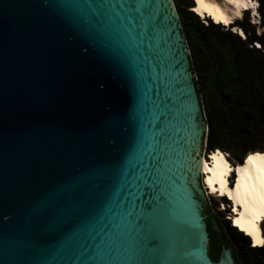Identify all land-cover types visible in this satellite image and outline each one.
Wrapping results in <instances>:
<instances>
[{
    "label": "water",
    "instance_id": "1",
    "mask_svg": "<svg viewBox=\"0 0 264 264\" xmlns=\"http://www.w3.org/2000/svg\"><path fill=\"white\" fill-rule=\"evenodd\" d=\"M195 77L173 0H0V264H236Z\"/></svg>",
    "mask_w": 264,
    "mask_h": 264
},
{
    "label": "trees",
    "instance_id": "2",
    "mask_svg": "<svg viewBox=\"0 0 264 264\" xmlns=\"http://www.w3.org/2000/svg\"><path fill=\"white\" fill-rule=\"evenodd\" d=\"M189 48L191 69L207 125L204 154L228 153L234 164L248 152L264 153V0H256L258 24L247 9L231 21L243 36L223 25L204 22L192 10L193 0H173ZM256 27L261 31L256 32ZM256 44V45H255ZM226 235L208 228V254L217 258L219 243L229 248L237 264H264V242L252 246L241 231L224 220ZM249 252L255 258H250Z\"/></svg>",
    "mask_w": 264,
    "mask_h": 264
},
{
    "label": "bare ground",
    "instance_id": "3",
    "mask_svg": "<svg viewBox=\"0 0 264 264\" xmlns=\"http://www.w3.org/2000/svg\"><path fill=\"white\" fill-rule=\"evenodd\" d=\"M193 1V11L203 17L211 18L214 22L226 25L233 18L241 16L242 8L253 7L251 0ZM244 4H247V7H244ZM250 155L253 157L251 161L247 159ZM199 172L202 186L207 194L214 193L228 199L231 225L246 235L251 242L253 238L245 229L251 230L250 222L256 220L259 229L256 234L257 243L252 242L251 245L254 247L262 245L264 242V227L263 230L261 229V223L264 220V153L248 152L242 162L231 164L219 149L213 150L206 159L204 156L200 158ZM222 180L225 182L223 186ZM233 208L235 211L232 210ZM234 221H240V223H234Z\"/></svg>",
    "mask_w": 264,
    "mask_h": 264
},
{
    "label": "rangeland",
    "instance_id": "4",
    "mask_svg": "<svg viewBox=\"0 0 264 264\" xmlns=\"http://www.w3.org/2000/svg\"><path fill=\"white\" fill-rule=\"evenodd\" d=\"M193 3H194V1H193ZM251 3L253 4V7L252 8H242L243 10H245V9H247V11H248V15H249V19H250V21L251 22H254V23H256V25L258 24V13H257V11H255L254 12V10H256V6H257V2H256V0H251ZM255 6V7H254ZM242 10V11H243ZM242 11H241V16H242ZM241 16H239V17H237V18H240ZM199 17L204 21V22H206L207 20H211L212 22H214L211 18H209V17H206V16H201V15H199ZM234 19V18H233ZM232 19V20H233ZM215 23H217V22H215ZM218 24H220V25H223L225 28H227L228 27V29H230V30H232V31H236L237 33L239 32V28H237L236 26H233V27H231V28H229V26H230V24H231V22L229 23V24H222V23H218ZM235 27V28H234ZM258 31H261V28L260 27H256V32H258ZM256 45V44H255ZM215 150H217V149H215ZM204 151H203V145H202V150H201V156H200V158L202 157V156H204L205 157V159L207 158V156H206V154H204L203 153ZM211 152H209V153H207V154H210ZM228 159V158H227ZM229 160V162L231 163V164H234V159L233 158H231V160L230 159H228ZM236 164H238V163H236ZM233 178V177H232ZM229 180V183H231L230 182V178L228 179ZM199 182H200V185H201V187H202V190H203V193H204V195H205V197H206V203L208 202V200L210 201V203H208V207L210 208V209H212L213 210V212L214 213H216L218 216H219V218L220 219H222V220H225V219H228L229 220V224L231 225V222H230V217H231V215H230V213H229V209H228V199H226L224 196H218L217 194H214V193H212V195L211 194H207L206 192H205V189H204V187L202 186V183H201V177H200V179H199ZM232 226V225H231ZM237 230V229H236ZM249 239V238H248ZM249 242H250V244H251V240L249 239ZM261 246V245H260ZM235 262V261H234Z\"/></svg>",
    "mask_w": 264,
    "mask_h": 264
},
{
    "label": "flooded vegetation",
    "instance_id": "5",
    "mask_svg": "<svg viewBox=\"0 0 264 264\" xmlns=\"http://www.w3.org/2000/svg\"><path fill=\"white\" fill-rule=\"evenodd\" d=\"M232 180V178H231ZM208 203H210V201L208 200V202L206 203L205 206H203V210H202V214L204 215V221L206 223V230H207V233H208V228L212 229L213 231H215L217 234H222V235H226L227 233L225 232L224 230V220L220 219L219 216L213 212L212 209H210L208 207ZM214 223H215V228H214ZM225 237H222V241H220L219 243V252L217 254V257L220 253V251L222 250L223 246H222V243H224V240ZM230 250V249H229ZM230 253H231V256L233 258V255H232V252L230 250ZM249 255H250V258H255V256H253L251 254V252H249ZM211 258V257H210ZM217 259V258H216ZM234 259V258H233ZM237 264V263H236Z\"/></svg>",
    "mask_w": 264,
    "mask_h": 264
},
{
    "label": "snow or ice",
    "instance_id": "6",
    "mask_svg": "<svg viewBox=\"0 0 264 264\" xmlns=\"http://www.w3.org/2000/svg\"><path fill=\"white\" fill-rule=\"evenodd\" d=\"M197 2H199V0H197ZM243 6L247 7V4H244ZM247 159L249 161H251L253 159V157L250 155V156L247 157ZM224 183L225 182L222 180L221 181L222 186H223ZM232 210L235 211V208H233ZM234 223H240V221H234ZM250 228H251V230L246 228L245 231H248V234L253 238V241H252L253 244H256L257 243L256 234H257L259 229H258V225H257V222H256L255 219L250 222Z\"/></svg>",
    "mask_w": 264,
    "mask_h": 264
},
{
    "label": "built area",
    "instance_id": "7",
    "mask_svg": "<svg viewBox=\"0 0 264 264\" xmlns=\"http://www.w3.org/2000/svg\"><path fill=\"white\" fill-rule=\"evenodd\" d=\"M204 151V150H203ZM223 154H224V156H226V157H228V153H226V152H224V151H221ZM204 153V152H203ZM206 156H208V154H206Z\"/></svg>",
    "mask_w": 264,
    "mask_h": 264
},
{
    "label": "clouds",
    "instance_id": "8",
    "mask_svg": "<svg viewBox=\"0 0 264 264\" xmlns=\"http://www.w3.org/2000/svg\"><path fill=\"white\" fill-rule=\"evenodd\" d=\"M257 7V6H256ZM255 11V10H254Z\"/></svg>",
    "mask_w": 264,
    "mask_h": 264
}]
</instances>
